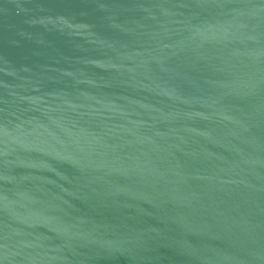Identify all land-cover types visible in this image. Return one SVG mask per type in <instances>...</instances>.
I'll return each mask as SVG.
<instances>
[{
    "label": "water",
    "instance_id": "1",
    "mask_svg": "<svg viewBox=\"0 0 264 264\" xmlns=\"http://www.w3.org/2000/svg\"><path fill=\"white\" fill-rule=\"evenodd\" d=\"M0 264H264V0H0Z\"/></svg>",
    "mask_w": 264,
    "mask_h": 264
}]
</instances>
